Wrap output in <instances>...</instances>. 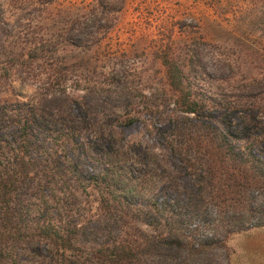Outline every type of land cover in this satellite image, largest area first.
Here are the masks:
<instances>
[{
	"label": "rangeland",
	"instance_id": "1",
	"mask_svg": "<svg viewBox=\"0 0 264 264\" xmlns=\"http://www.w3.org/2000/svg\"><path fill=\"white\" fill-rule=\"evenodd\" d=\"M157 1L126 0L115 25L90 51L88 68L70 69L59 85L49 84L46 74L41 78L34 73L13 74L8 82L0 83V101L41 104L51 114L69 110L75 120H88L79 141L84 143L81 149L89 159L84 167L91 179L78 184V197L68 204L61 219L63 223L76 220L80 228L62 244L67 260L84 264H264V186L249 188L246 184L251 176L250 145L254 144L251 150L256 155L264 157V148L257 145L264 138L260 130L234 137L225 134L218 116L210 120L219 125L217 134L184 119L170 125L164 120V108L161 120L141 113L149 107L161 111L162 100H174L159 94L156 54L160 48L167 50L171 39L172 46L184 47V54L187 43L210 29L209 22L233 29L239 45L243 36L264 45L259 34V29L264 31V12L260 13L264 0ZM94 2L57 0L50 8L55 11L70 3L89 8ZM198 52L206 53L204 47ZM140 57L147 63L131 61ZM199 61L196 80L206 78L204 72L216 73L207 59ZM238 62L237 80L258 72L257 64L248 66L243 55ZM117 79L130 92L125 99L116 94ZM243 85L239 82L234 94L224 91L242 99L241 95L248 94ZM263 89L252 93L264 102ZM48 94L54 95L53 102ZM89 107L91 112L84 115ZM135 115L139 119L128 123ZM242 119L234 114L229 122L238 128L246 123ZM66 133L62 129L60 143ZM87 140L96 144L94 150L85 146ZM227 143L232 150H226ZM200 158L216 160L210 174L206 165L195 163ZM108 165L124 173L117 187L125 185L130 191L128 201L118 202L113 181L100 175ZM153 242L159 249L147 250ZM28 260V264H37L41 258L29 255Z\"/></svg>",
	"mask_w": 264,
	"mask_h": 264
},
{
	"label": "trees",
	"instance_id": "2",
	"mask_svg": "<svg viewBox=\"0 0 264 264\" xmlns=\"http://www.w3.org/2000/svg\"><path fill=\"white\" fill-rule=\"evenodd\" d=\"M56 2L0 0V83L8 82L13 74L24 72L40 78L46 74L49 84L59 85L66 81L70 69L88 68L90 51L115 25L117 13L126 0H95L89 8L70 3L54 11L50 7ZM263 12L264 6L260 10L261 14ZM208 25L210 29L186 44L184 54V47L172 46L171 39L167 50H158L159 94L170 95L174 100L169 103L162 100L158 105L161 111L149 107L141 113L161 120L164 108V120L170 125L175 126L184 119L211 128L217 134L219 125L210 120L218 116L226 135L249 136L255 129L264 136V102L252 93L264 87V45H255L247 36L242 37L239 45L233 29L220 22ZM259 34L264 37L263 29H259ZM200 47L206 51L203 56L199 55ZM241 55L248 66L257 64L258 72L255 75L250 72L237 80ZM202 58L213 65L216 73L210 75L203 71L206 78L198 81L195 68ZM131 61L147 63L145 57ZM239 82H244L248 94L241 95L242 99H238V95L232 98L234 95L226 92L234 94ZM115 83L118 97L125 99L130 95L121 79ZM48 97L52 102L55 100L53 94ZM91 110V107L84 109V115ZM234 114L243 117L245 125L232 126L229 120ZM139 117H130L127 122L132 123ZM88 124L85 118L75 120L69 110L66 114H51L41 104L34 107L0 101V264H28L29 255L41 258L37 264H45V261L47 264H84L67 260L61 249L62 244L80 230L79 222L63 223L61 219L68 204L75 203L78 197V184L91 179L84 167L89 162L81 149L84 143L79 141ZM62 129L67 133L66 140L60 143ZM53 132L56 135L52 136ZM223 142L226 145V141ZM229 145L227 143L226 150H232ZM257 145L264 148V138ZM85 146L91 151L96 148L92 141ZM252 146L253 143L249 149L251 176L246 184L256 188L264 186V157L256 155ZM239 158L240 164H244L242 157ZM198 160L195 159V163L206 165L210 174L216 160ZM100 175L113 181L118 202L128 201L130 191L124 189L125 185L117 187L125 179L123 172L108 165ZM199 176L204 177L201 172ZM67 231L70 236L64 237ZM158 245L150 243L147 250L157 251ZM24 252L28 255L24 256Z\"/></svg>",
	"mask_w": 264,
	"mask_h": 264
}]
</instances>
